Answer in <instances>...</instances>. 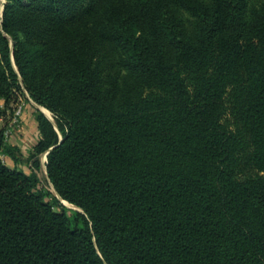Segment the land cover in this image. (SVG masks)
Returning a JSON list of instances; mask_svg holds the SVG:
<instances>
[{
	"label": "trees",
	"instance_id": "obj_1",
	"mask_svg": "<svg viewBox=\"0 0 264 264\" xmlns=\"http://www.w3.org/2000/svg\"><path fill=\"white\" fill-rule=\"evenodd\" d=\"M25 92L54 120L27 161L81 211L0 128V264H264V0H6Z\"/></svg>",
	"mask_w": 264,
	"mask_h": 264
},
{
	"label": "rangeland",
	"instance_id": "obj_2",
	"mask_svg": "<svg viewBox=\"0 0 264 264\" xmlns=\"http://www.w3.org/2000/svg\"><path fill=\"white\" fill-rule=\"evenodd\" d=\"M2 5L0 8V16L2 14L3 4L6 0H1ZM41 108L46 109L41 106ZM0 110L3 114L0 116V128L5 129L7 141L11 144L17 145L22 151L23 158L19 161L18 166L23 168L27 172H33L36 174L39 180L40 186L45 190L55 194L59 202L55 204L57 209L66 207L68 209H75L76 206L70 204L68 201L62 199L56 194L52 184L50 183L47 173L44 158L45 153L40 154L39 166L36 168L31 167L32 160L27 161V156L30 152L31 146L36 142L38 137L37 123L35 120V111L40 109L34 104V101L29 97L27 92L23 95L19 94L16 101H11L5 106L4 102H0ZM48 110V109H46ZM52 120V113L48 110ZM54 121V120H53ZM4 162L12 167L14 162L7 156H2ZM51 199V196H49ZM77 210V209H76Z\"/></svg>",
	"mask_w": 264,
	"mask_h": 264
},
{
	"label": "water",
	"instance_id": "obj_3",
	"mask_svg": "<svg viewBox=\"0 0 264 264\" xmlns=\"http://www.w3.org/2000/svg\"><path fill=\"white\" fill-rule=\"evenodd\" d=\"M34 104L40 109L41 112H43V113L46 115V117H47L49 120L53 121L52 118L49 117V116L43 111V109L41 108V105L37 104L36 102H34ZM60 139H61V138H60ZM46 154H47V152L45 153V159H46ZM45 167H46V165H45ZM59 198H60V197H59ZM75 209L81 211L78 207H76Z\"/></svg>",
	"mask_w": 264,
	"mask_h": 264
},
{
	"label": "bare ground",
	"instance_id": "obj_4",
	"mask_svg": "<svg viewBox=\"0 0 264 264\" xmlns=\"http://www.w3.org/2000/svg\"><path fill=\"white\" fill-rule=\"evenodd\" d=\"M42 109H43V111H44L49 117H51L50 114H49V112H48V110H46V109H44V108H42ZM44 158H45V155H44Z\"/></svg>",
	"mask_w": 264,
	"mask_h": 264
}]
</instances>
